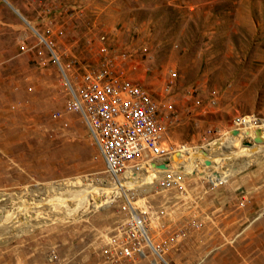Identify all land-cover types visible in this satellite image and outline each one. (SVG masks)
<instances>
[{"label": "rangeland", "instance_id": "1", "mask_svg": "<svg viewBox=\"0 0 264 264\" xmlns=\"http://www.w3.org/2000/svg\"><path fill=\"white\" fill-rule=\"evenodd\" d=\"M6 1L0 0V264H111L103 249L125 220L121 189L107 205H94V196L104 189L113 196L116 188L36 32L68 75L113 56L115 69L147 92L164 142L184 144L202 159V167L183 172L174 153V173L163 174L164 181L148 172L144 183L123 187L152 214L158 233L185 228L167 261L264 264V135L250 147L241 143L264 130V0H141L152 17L132 15L128 32L138 33L117 40L115 24H105L96 9L118 0ZM120 1L127 11L140 0ZM245 114L259 124L237 129L238 144H226L238 136L230 133L232 119Z\"/></svg>", "mask_w": 264, "mask_h": 264}, {"label": "built area", "instance_id": "2", "mask_svg": "<svg viewBox=\"0 0 264 264\" xmlns=\"http://www.w3.org/2000/svg\"><path fill=\"white\" fill-rule=\"evenodd\" d=\"M36 33L60 69L69 94V106L84 122L113 188H120L126 199L125 220L111 234L109 244L103 249L104 255L111 264H170L165 254L175 247L185 228L178 225L166 233H158L152 224V214L137 208L123 187L134 185L147 169L155 170L164 181L163 174L174 173L167 167L172 154L185 147L184 144L164 142L147 92L115 69L113 56L96 66L73 69L68 75L49 41ZM99 39L104 40L105 35L100 34ZM101 50H106V46H101ZM258 122L254 115L245 114L235 116L231 125L242 129L248 123L255 126ZM196 224L194 221L193 225Z\"/></svg>", "mask_w": 264, "mask_h": 264}, {"label": "crops", "instance_id": "3", "mask_svg": "<svg viewBox=\"0 0 264 264\" xmlns=\"http://www.w3.org/2000/svg\"><path fill=\"white\" fill-rule=\"evenodd\" d=\"M116 3L118 5H122V6H125L124 3L120 0L118 1H110L108 3H106L105 7H102L103 9V12L100 10V7L99 5L97 6V9L98 10V13L97 15H99L98 17L100 19H103L106 23L105 24H111V23H114L116 28L115 30L113 31V36L117 39H122V38H126L127 36H130L132 37V35H136V32L135 30L132 31L131 34H129L130 32H128V27L130 26L131 24V21L134 20V18L132 17V15H134L135 17L138 15V13H140L141 16L138 15V18L140 19L141 17L145 18V19H148L150 17H152L151 13L148 12L147 9H143L142 6V1H138L136 4L138 6L135 7V5L133 4V9H130V8H126L127 11H124L123 8L124 7H121V6H117ZM146 6V5H145ZM120 10H123V11H120ZM129 10V11H128ZM149 28L147 27L146 29L143 27V30L144 34H146V31L148 30ZM115 40V39H114ZM248 131V130H246ZM250 132V131H249ZM247 132H245L244 130V135L246 134Z\"/></svg>", "mask_w": 264, "mask_h": 264}, {"label": "bare ground", "instance_id": "4", "mask_svg": "<svg viewBox=\"0 0 264 264\" xmlns=\"http://www.w3.org/2000/svg\"><path fill=\"white\" fill-rule=\"evenodd\" d=\"M247 126L248 125H251V124H246ZM252 127H254V126H252ZM239 130H242L241 128H238ZM244 130V129H243ZM264 133V130H262L261 128H259V137L261 138V137H263V134ZM232 134V133H231ZM235 134H237V132L236 133H234V134H232V135H235ZM238 135V134H237ZM241 134H239L237 137H235L234 138V142L233 141H227L226 142V144H228V145H230V143L232 144L231 146H233V145H237L238 144V139H239V136H240ZM245 136V135H244ZM233 138V137H232ZM240 138H241V136H240ZM245 138V137H244ZM254 142H258V141H254ZM250 145H252V144H250ZM250 145H249V147H250ZM227 146V145H226ZM184 148V147H183ZM190 149V150H189ZM195 149H192L191 150V148H184V149H179L178 150V152H176L174 155H176V156H178L179 158H177V160H179L180 161V165H181V171H183V172H186V171H189V170H194L195 168H198V167H202V164H201V161H202V159L200 158V157H198V156H196V152L194 151ZM207 152L204 150V151H202V154H206ZM174 155H172L171 157L173 158L174 157ZM175 158V157H174ZM171 159V158H170ZM176 159V158H175ZM170 164V163H169ZM168 168H171V167H173L172 165H171V167H170V165H168L167 166ZM167 168V169H168ZM172 170V169H171ZM174 170V169H173ZM192 170V171H193ZM148 172H152V173H154L155 174V176H157L159 173H157L155 170H153V169H147L146 171H145V173H147L148 174ZM144 173V174H145ZM143 174V175H144ZM144 176H142L141 178H143ZM152 177H154V176H152ZM143 180H145V181H148L147 179H143ZM142 181V180H141ZM139 183H144V181H142V182H140V179L138 180V182H135V184L134 185H136V184H139ZM134 185H132V186H134ZM115 189V188H114ZM120 189V188H119ZM107 190V189H106ZM105 189L101 192V193H99V195H97V196H94L95 198H94V200H95V202H94V205L96 206V207H100V206H104V205H107L113 198H114V196H116L117 194H118V189L116 188L114 191H113V193H112V195L113 196H111L110 195V193L112 192V191H106ZM75 195H79L78 193H77V191L74 193ZM138 194V193H137ZM82 198V197H81Z\"/></svg>", "mask_w": 264, "mask_h": 264}, {"label": "water", "instance_id": "5", "mask_svg": "<svg viewBox=\"0 0 264 264\" xmlns=\"http://www.w3.org/2000/svg\"><path fill=\"white\" fill-rule=\"evenodd\" d=\"M4 1H6V0H4ZM6 3H8L7 1H6ZM8 5L10 6V7H12L9 3H8ZM12 9L14 10V11H16V13L24 20V21H26L20 14H19V12H17V10L15 9V8H13L12 7ZM27 22V21H26ZM34 31H35V29L34 28H32ZM237 132V129L236 128H231L230 129V133H232V134H234V133H236ZM261 138L259 137V129H254L253 130V135L249 138V139H242L241 140V143H243V144H247V145H250L251 144V142H253V141H259ZM203 163L204 164H208L209 163V159H207V158H204L203 159ZM160 166H163V163H160L159 164Z\"/></svg>", "mask_w": 264, "mask_h": 264}]
</instances>
